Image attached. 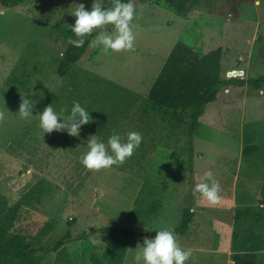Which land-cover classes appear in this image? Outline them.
<instances>
[{"label": "rangeland", "instance_id": "obj_1", "mask_svg": "<svg viewBox=\"0 0 264 264\" xmlns=\"http://www.w3.org/2000/svg\"><path fill=\"white\" fill-rule=\"evenodd\" d=\"M92 3L35 0L0 7V208L26 195L14 230L47 248L69 236L65 248L45 254L42 264H93L92 255L106 248L99 232L104 226L135 224L134 239L154 237L161 228L174 232L183 210L195 206L192 189L206 182L204 177L197 181L196 170L199 175L211 170L220 183L225 200L213 206L245 208L255 225L264 214V90L250 95L247 86L234 81L264 74V0H201L188 17L175 13L166 0H133L134 49L104 54L90 46L71 79L62 80L57 66L67 44L65 29L76 19L71 13L81 4L91 10ZM178 40L217 62L221 77L233 78L206 107L193 155L180 135L157 148L136 149L119 166L86 170L79 157L88 138L96 135L106 143L109 133L125 124L127 110L124 103L107 99L113 89L97 85L96 73L129 84L133 63L142 61L148 64L142 76H149L146 83L152 86ZM79 80L82 92L97 91L91 101H80L92 119L79 136L43 135L36 114L47 102L60 105L67 82ZM24 95L36 102L27 120L16 113ZM67 102L60 105L65 115ZM247 145L258 150L244 154Z\"/></svg>", "mask_w": 264, "mask_h": 264}, {"label": "trees", "instance_id": "obj_2", "mask_svg": "<svg viewBox=\"0 0 264 264\" xmlns=\"http://www.w3.org/2000/svg\"><path fill=\"white\" fill-rule=\"evenodd\" d=\"M28 1L35 0H0V7L5 10ZM166 3L178 15L188 17L201 3V0H166ZM112 4L113 0H105L103 6L111 7ZM74 22L75 19L71 25ZM98 32L99 30H94L85 39L84 45L77 48L68 43L69 37L73 39L76 37L69 27L65 29L67 44L57 66V75L62 80L71 79L74 69L86 54L91 45L90 42L94 40ZM94 79L97 85L104 83L108 86L107 90L113 89L107 99L115 100L116 104L126 105L127 110L122 113L125 124L118 131L139 132L142 135V142L138 150L146 151L157 148L160 140L170 141L183 135L191 155L194 153V134L206 107L217 100L225 84L233 82L232 77H221V69L217 62L180 40L174 44L147 96H141L99 75ZM81 82L82 80L74 83L67 82L66 93L58 96L60 105L68 101V110H70L73 101L80 103L82 99L86 98L91 101L96 97V90L90 89L82 92ZM234 82L240 86H247L250 95L264 90V74L247 80L240 78ZM60 105L52 107L61 113L63 109ZM82 106L90 111L87 105ZM131 108L132 111H130ZM133 122L135 125L132 124ZM257 150L256 145H247L243 152L249 154ZM25 203L26 195L12 206L0 208V264H42L45 254L59 252L69 242V236L65 235L50 248L34 246L27 235L16 232L15 223ZM251 213L245 208L237 209L233 264H258V254L253 250V245H250L254 233V225L250 222ZM192 218L191 208L186 207L183 210L181 222L173 234L185 233ZM257 224L256 227L264 228V214ZM99 232L103 235L106 248L101 254L94 253L91 262L93 264H123L136 231L120 224H113L99 228ZM239 240H243L245 244L240 246ZM260 244L264 247V238L260 239Z\"/></svg>", "mask_w": 264, "mask_h": 264}, {"label": "clouds", "instance_id": "obj_3", "mask_svg": "<svg viewBox=\"0 0 264 264\" xmlns=\"http://www.w3.org/2000/svg\"><path fill=\"white\" fill-rule=\"evenodd\" d=\"M71 14L76 17L74 24L69 25L70 31L76 37L68 39V43L73 47H82L85 39L94 30H99L90 43L92 47L99 48L104 54L134 49V29L137 26L133 24V20L137 11L133 0H113L111 7L103 6L102 0H93L91 10H86L81 4ZM35 103L30 95L22 96L16 112L18 117L25 120L31 119L34 115ZM64 111L58 114L49 104L42 112L36 114L43 135L53 131H63L70 136H79L81 126L92 119L89 111L78 101H73L66 115ZM0 119H4L3 112H0ZM141 142L142 135L137 131L129 132L126 140L119 133L114 132L108 137L106 143L96 135H92L86 142V151L80 155L79 162L90 171L119 166L133 155ZM204 179L206 182L199 183L192 189L193 194L199 193L209 204L218 203L221 198L219 181L211 170L204 173ZM191 255L192 251L182 248L172 231L161 228L156 229L154 237L144 239L143 244L138 246L133 259L134 264H186Z\"/></svg>", "mask_w": 264, "mask_h": 264}, {"label": "crops", "instance_id": "obj_4", "mask_svg": "<svg viewBox=\"0 0 264 264\" xmlns=\"http://www.w3.org/2000/svg\"><path fill=\"white\" fill-rule=\"evenodd\" d=\"M147 65L148 64L145 65V63L142 61H135L133 63V80L126 81L129 84H123L118 80L108 78L97 73L96 75L114 81L117 84L122 85L123 87L134 91L137 94H140L141 96H147L151 88V86L149 84L147 85L146 83V81H148V79L146 78H148L149 76H146L145 78L144 76H142V72L146 70ZM153 78L154 77L152 76L151 80H153ZM114 132L115 131H111L109 133V136ZM115 133H119L121 137L126 140L128 133H126L125 131H116ZM171 142L172 141L160 140L157 147H159L160 145H166ZM239 175L241 177V167L239 168ZM196 177L198 181L199 177L202 178L204 177V175H199L198 171L196 170ZM258 183L263 182L256 181L257 186ZM240 198H242V196ZM193 200L195 202V206H192V208L189 207L193 212V218L188 230L183 234L174 233L179 245L184 249H190L192 251V255L188 259V261H186V264H233L234 262L232 260V255L234 253L233 244L236 224V209H230L227 206L215 207L213 206V204H209L206 200H204L199 193L194 194ZM220 200L225 199L220 198ZM221 203H224V201ZM221 203L216 204L219 205ZM257 225V222H255V225L253 226V239H251L250 245H253V250L258 254V264H264V247L260 244V239L264 238V228H258L256 227ZM216 226L219 227L220 230L213 232V229L216 228ZM129 228L138 231V228H136L135 224H131ZM146 237L147 235L138 234V238H135L132 241L130 247L127 250L124 264H134V259L132 258L134 257V255L132 254V252H136L138 246L140 245L139 240L143 238L145 239ZM238 243L240 246H243L245 244L243 240H239Z\"/></svg>", "mask_w": 264, "mask_h": 264}, {"label": "built area", "instance_id": "obj_5", "mask_svg": "<svg viewBox=\"0 0 264 264\" xmlns=\"http://www.w3.org/2000/svg\"><path fill=\"white\" fill-rule=\"evenodd\" d=\"M229 78H231V76H228Z\"/></svg>", "mask_w": 264, "mask_h": 264}]
</instances>
